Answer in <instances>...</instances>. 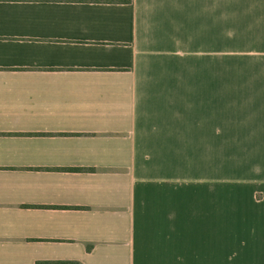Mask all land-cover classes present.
I'll return each instance as SVG.
<instances>
[{
	"label": "crops",
	"instance_id": "crops-1",
	"mask_svg": "<svg viewBox=\"0 0 264 264\" xmlns=\"http://www.w3.org/2000/svg\"><path fill=\"white\" fill-rule=\"evenodd\" d=\"M229 23L262 39L264 0H0V264H264Z\"/></svg>",
	"mask_w": 264,
	"mask_h": 264
},
{
	"label": "rangeland",
	"instance_id": "rangeland-1",
	"mask_svg": "<svg viewBox=\"0 0 264 264\" xmlns=\"http://www.w3.org/2000/svg\"><path fill=\"white\" fill-rule=\"evenodd\" d=\"M229 26V39L227 41V51H228V59H227V75L223 78H227L229 80L235 79H264V25H262L261 30L263 31L262 39H257L258 36L254 33H247L249 31H257L258 28H255V25L252 24H228ZM242 30L240 32V28ZM238 31V32H237ZM246 31V32H245ZM261 32V31H259ZM241 36H248V39H243ZM225 66V65H224ZM213 67L215 64L213 63ZM197 79L203 80L207 79V74L205 76L203 73H197ZM199 76V77H198ZM235 85L234 83H230L229 86ZM239 90L237 88H229L227 89V94L229 99L231 97H235V91ZM242 97H247L246 95H251L247 93L240 94ZM252 95H262L261 93H253ZM243 101V99H241ZM231 101H234L232 99ZM230 102V100H229ZM230 110V105H229ZM230 264H238L236 261Z\"/></svg>",
	"mask_w": 264,
	"mask_h": 264
},
{
	"label": "trees",
	"instance_id": "trees-1",
	"mask_svg": "<svg viewBox=\"0 0 264 264\" xmlns=\"http://www.w3.org/2000/svg\"><path fill=\"white\" fill-rule=\"evenodd\" d=\"M35 264H81L77 261H68V260H54V261H36Z\"/></svg>",
	"mask_w": 264,
	"mask_h": 264
}]
</instances>
